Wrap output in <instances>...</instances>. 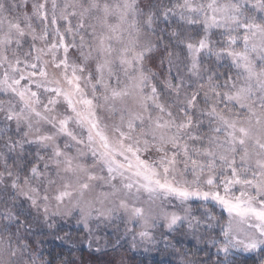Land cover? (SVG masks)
<instances>
[{
  "label": "snow or ice",
  "instance_id": "6c2138e0",
  "mask_svg": "<svg viewBox=\"0 0 264 264\" xmlns=\"http://www.w3.org/2000/svg\"><path fill=\"white\" fill-rule=\"evenodd\" d=\"M72 219L264 264V0H0V264Z\"/></svg>",
  "mask_w": 264,
  "mask_h": 264
},
{
  "label": "trees",
  "instance_id": "16d2710c",
  "mask_svg": "<svg viewBox=\"0 0 264 264\" xmlns=\"http://www.w3.org/2000/svg\"><path fill=\"white\" fill-rule=\"evenodd\" d=\"M62 237L63 239H57ZM44 243L41 248L47 257L49 253L53 256L60 254L73 261V264H106L108 256L95 251L97 247L104 245L105 241L115 243L116 239L105 235L99 246L88 247L86 236L79 228L60 226L56 231H47L43 237ZM123 245L122 251L125 253L128 264H179L180 256L175 254L172 249H165L163 244L149 251H144V246L138 245L135 249L130 248L131 237L120 238ZM190 252L193 251V245H185ZM180 246L177 245V248ZM183 251V249H181ZM204 253H197V256H203ZM248 264H252L251 261Z\"/></svg>",
  "mask_w": 264,
  "mask_h": 264
},
{
  "label": "rangeland",
  "instance_id": "374dc122",
  "mask_svg": "<svg viewBox=\"0 0 264 264\" xmlns=\"http://www.w3.org/2000/svg\"><path fill=\"white\" fill-rule=\"evenodd\" d=\"M60 226L67 227V228L75 227V228L81 229L79 226L76 225L74 219H72V220H64L62 223H60ZM93 227H95V226H93ZM114 227H115L114 225H109L108 228H107V230H100V231H97L96 232V235L98 237H100L99 243L102 241V239H103V237L105 235H109L112 238L114 237L116 240H117V237L118 236H119V238L125 237L124 232H123V226L122 225L120 226L119 232H114L113 231V228ZM82 231H83V234L85 235V231L84 230H82ZM93 246H99V244H93ZM139 247H143V245L142 246H139Z\"/></svg>",
  "mask_w": 264,
  "mask_h": 264
}]
</instances>
